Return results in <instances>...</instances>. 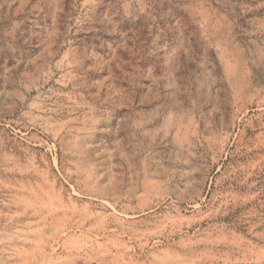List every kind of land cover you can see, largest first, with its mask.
<instances>
[{"label": "rangeland", "instance_id": "374dc122", "mask_svg": "<svg viewBox=\"0 0 264 264\" xmlns=\"http://www.w3.org/2000/svg\"><path fill=\"white\" fill-rule=\"evenodd\" d=\"M0 264H264V0H0Z\"/></svg>", "mask_w": 264, "mask_h": 264}]
</instances>
